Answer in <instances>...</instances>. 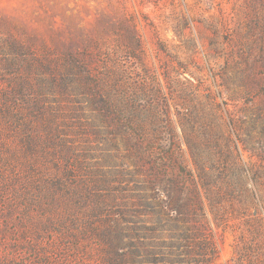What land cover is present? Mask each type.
<instances>
[{"label": "rangeland", "instance_id": "rangeland-1", "mask_svg": "<svg viewBox=\"0 0 264 264\" xmlns=\"http://www.w3.org/2000/svg\"><path fill=\"white\" fill-rule=\"evenodd\" d=\"M259 115L264 0H0V264H201L199 227L264 264ZM165 139L221 173L186 230L154 198Z\"/></svg>", "mask_w": 264, "mask_h": 264}, {"label": "trees", "instance_id": "trees-1", "mask_svg": "<svg viewBox=\"0 0 264 264\" xmlns=\"http://www.w3.org/2000/svg\"><path fill=\"white\" fill-rule=\"evenodd\" d=\"M21 87L19 86L16 89L24 92L23 89L25 88ZM259 120L264 123L260 115L258 118L252 119L250 131L254 132L258 129ZM261 132L264 134L263 129ZM165 141H169L170 147L163 149V152L159 154L161 161L156 168L157 180L153 185L154 198L160 208L159 214H163L168 222L182 224L183 229L186 230L185 227L190 221L198 222L200 219L199 213L203 209L201 188L206 182L209 184L208 179L213 186L217 179L213 178L215 173H217V176L221 175V173L220 171L216 172L212 167L208 170V163L215 161L213 155L200 151L199 148L193 149L191 143L188 142V147L196 166V179L193 171L188 170L185 165L183 144L181 142L177 143L176 139H165ZM258 144L260 146V142ZM257 154L263 159V148H259ZM216 170L218 169L216 168ZM194 236L193 242L198 247V250H195L194 254L190 255V260L193 262L200 261L201 264H218L217 249L210 237L200 227ZM176 237L184 238L183 235H177Z\"/></svg>", "mask_w": 264, "mask_h": 264}]
</instances>
